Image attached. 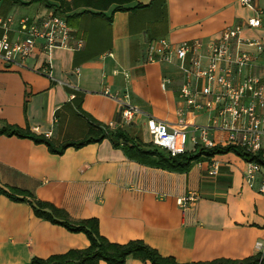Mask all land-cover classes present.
I'll return each mask as SVG.
<instances>
[{"label":"crops","instance_id":"crops-1","mask_svg":"<svg viewBox=\"0 0 264 264\" xmlns=\"http://www.w3.org/2000/svg\"><path fill=\"white\" fill-rule=\"evenodd\" d=\"M138 3L145 7L72 17L71 43L82 38L81 48L37 51L27 66H9L0 58V122L29 127L58 148L86 138L91 120L149 143L147 116L175 121L180 109L187 110L179 96L185 81L179 60L146 62L150 42L199 39L207 52L211 40L235 25L243 27L242 38L264 40V0H256L255 8L241 0H137L128 6ZM257 9L262 25L250 27ZM47 10L38 1L0 0L1 19L12 16L18 22ZM18 30L16 23L12 39ZM48 62L51 75L43 72ZM165 78L172 81L163 88ZM122 101L143 110L130 126L122 123ZM215 116L216 111L199 113L196 121L207 124ZM211 136L223 145L227 134L212 130ZM195 148L188 144V150ZM246 167L244 159L229 152L179 172L130 158L109 138L58 154L32 139L0 134V187L28 191L73 220L96 218L111 242L140 239L181 263L262 252L257 243L264 244V194L256 187L264 181V168L251 188L244 180ZM190 192L197 200L184 208L178 200ZM89 245L85 233L36 216L29 202L0 195V264H29L35 257ZM126 264L151 263L130 256Z\"/></svg>","mask_w":264,"mask_h":264},{"label":"built area","instance_id":"built-area-1","mask_svg":"<svg viewBox=\"0 0 264 264\" xmlns=\"http://www.w3.org/2000/svg\"><path fill=\"white\" fill-rule=\"evenodd\" d=\"M244 5L255 8L256 0H241ZM18 24L19 36L10 37L14 24ZM250 27L262 25V11L248 21ZM0 58L9 66H27L28 60L37 52L49 53L52 48H81L84 40L72 45L74 30L67 17L53 8L44 15L26 17L16 22L10 16L0 18ZM243 27H227L219 37L207 44L199 40L173 44L165 38L153 40L146 51V62L167 61L176 57L184 72L185 81L179 92L187 110L180 109L175 121L147 116L146 126L151 142L176 156L188 150V144L212 147L217 145L211 136L212 130L227 134L223 145H239L252 153L264 156V40L241 37ZM258 67L259 71L253 70ZM50 62L43 72L50 74ZM171 78L162 83L166 88ZM105 93L109 95V90ZM75 94L70 95V99ZM216 111V116L207 123L199 124V113ZM143 110L122 101L121 117L124 126L135 122ZM245 183L255 188L263 167L246 161ZM217 174L215 168L211 172ZM257 191L264 194V181ZM197 200L195 193H188L178 200L186 208ZM264 252V244L257 243Z\"/></svg>","mask_w":264,"mask_h":264},{"label":"trees","instance_id":"trees-1","mask_svg":"<svg viewBox=\"0 0 264 264\" xmlns=\"http://www.w3.org/2000/svg\"><path fill=\"white\" fill-rule=\"evenodd\" d=\"M28 3L42 2L47 8H53L64 14L69 23L74 16L94 13L103 15L105 11L114 7L113 11H126L145 7L138 3L130 7L137 0H26ZM82 9L81 12L77 10ZM0 134L29 138L36 143L46 144L52 153L62 154L67 147L80 148L92 142H101L105 138L112 140L115 147H121L130 158L137 159L152 165L167 168L173 171L187 172L194 163L203 158H211L218 154L233 152L245 161L259 163L264 168L262 152L252 153L239 145L217 144L212 147L197 145L194 150H186L172 156L166 150L155 146L152 142L144 143L131 137L121 128L112 129L91 120L88 136L78 142H68L61 147L55 144L44 134H37L29 127L22 128L17 125L0 122ZM4 194L14 201H26L34 209L36 216L54 224L64 226L74 233H85L90 245L83 249H70L62 254H55L48 258L35 257L29 264H126L128 257L132 256L145 263L151 264H264V252L244 258L228 259L218 258L211 261L181 263L172 256H164L157 249L146 244L143 240L135 239L127 243H114L100 233L99 221L96 218L73 220L69 214L50 202L37 199L30 192L21 189H4L0 187V195Z\"/></svg>","mask_w":264,"mask_h":264},{"label":"rangeland","instance_id":"rangeland-1","mask_svg":"<svg viewBox=\"0 0 264 264\" xmlns=\"http://www.w3.org/2000/svg\"><path fill=\"white\" fill-rule=\"evenodd\" d=\"M42 10V9H41Z\"/></svg>","mask_w":264,"mask_h":264}]
</instances>
